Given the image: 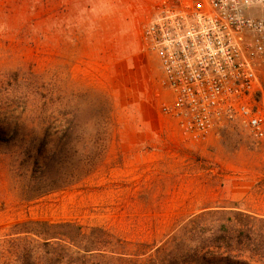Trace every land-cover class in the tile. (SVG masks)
<instances>
[{
  "label": "rangeland",
  "instance_id": "374dc122",
  "mask_svg": "<svg viewBox=\"0 0 264 264\" xmlns=\"http://www.w3.org/2000/svg\"><path fill=\"white\" fill-rule=\"evenodd\" d=\"M157 2L0 0V264H45L68 247L48 239L42 226L26 227L39 235L15 233L21 220L72 222L86 234L103 228L132 248L160 243L202 212L264 218V139L228 124L187 141L162 110L171 96L141 42ZM251 12L264 15V4ZM262 97L264 105V88ZM49 98L56 106L79 104L82 117L92 116L88 106L105 103L113 122L95 169L54 190L48 141L61 134L65 117L50 116ZM81 145L75 137V148ZM102 263L100 256L83 260Z\"/></svg>",
  "mask_w": 264,
  "mask_h": 264
},
{
  "label": "built area",
  "instance_id": "2783aa9c",
  "mask_svg": "<svg viewBox=\"0 0 264 264\" xmlns=\"http://www.w3.org/2000/svg\"><path fill=\"white\" fill-rule=\"evenodd\" d=\"M264 0H158L141 42L171 101L162 110L198 141L228 124L264 139Z\"/></svg>",
  "mask_w": 264,
  "mask_h": 264
},
{
  "label": "trees",
  "instance_id": "16d2710c",
  "mask_svg": "<svg viewBox=\"0 0 264 264\" xmlns=\"http://www.w3.org/2000/svg\"><path fill=\"white\" fill-rule=\"evenodd\" d=\"M49 101L50 116L62 113L65 117L57 124L61 134L52 135L48 141V189L54 190L75 183L95 169L108 149L113 122L110 107L105 103L88 106L92 116L82 117L79 113L86 109L79 104L56 106L51 98ZM75 137H82L79 149L75 148ZM222 212L227 216L208 218ZM256 222L262 225L256 228ZM30 225L42 226L48 239L68 244L61 251L65 254L63 263L62 253L57 251L45 264H83L87 255L100 256L102 264H264V218L241 211L199 213L160 243L143 242L132 248H126L122 240L113 238L103 228L86 234L81 225L72 222L27 219L13 227L17 228L15 233H42L27 230ZM94 231L99 235H94ZM72 246L77 250H72ZM23 264L34 263L27 259Z\"/></svg>",
  "mask_w": 264,
  "mask_h": 264
}]
</instances>
